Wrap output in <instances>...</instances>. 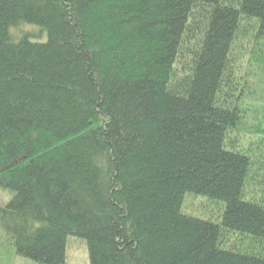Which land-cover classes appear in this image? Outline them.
Listing matches in <instances>:
<instances>
[{"label": "trees", "instance_id": "16d2710c", "mask_svg": "<svg viewBox=\"0 0 264 264\" xmlns=\"http://www.w3.org/2000/svg\"><path fill=\"white\" fill-rule=\"evenodd\" d=\"M0 189L13 257L264 264V0H0Z\"/></svg>", "mask_w": 264, "mask_h": 264}, {"label": "rangeland", "instance_id": "374dc122", "mask_svg": "<svg viewBox=\"0 0 264 264\" xmlns=\"http://www.w3.org/2000/svg\"><path fill=\"white\" fill-rule=\"evenodd\" d=\"M24 29L36 28L33 24H24ZM34 40H46L47 34L42 37H32ZM11 197V194L3 189H0V206ZM184 211L194 216H198L205 219H219L216 212H213L209 201L206 197L189 194L184 200ZM1 236V235H0ZM1 240V239H0ZM1 242V241H0ZM7 250V251H6ZM9 249L0 247V264H38L33 260L20 257L12 256ZM66 264H91L88 246L85 240L70 235L67 239V250H66Z\"/></svg>", "mask_w": 264, "mask_h": 264}]
</instances>
